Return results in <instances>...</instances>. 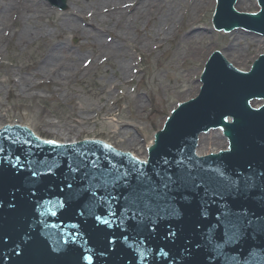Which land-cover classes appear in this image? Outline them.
I'll list each match as a JSON object with an SVG mask.
<instances>
[{
    "label": "water",
    "instance_id": "obj_1",
    "mask_svg": "<svg viewBox=\"0 0 264 264\" xmlns=\"http://www.w3.org/2000/svg\"><path fill=\"white\" fill-rule=\"evenodd\" d=\"M235 2L217 0L216 27L264 35V0L256 13H246L255 1L238 0L246 12ZM194 31L215 30L194 21L169 43ZM226 60L215 51L204 61L198 96L182 98L155 133L147 164L100 140L49 144L0 125V264H185L186 246H198L202 264H264V105H249L264 98V53L247 72ZM219 126L229 150L197 157L198 134ZM225 147L221 131H210L196 153ZM166 170L194 181L165 199L148 178L159 188Z\"/></svg>",
    "mask_w": 264,
    "mask_h": 264
},
{
    "label": "rangeland",
    "instance_id": "obj_2",
    "mask_svg": "<svg viewBox=\"0 0 264 264\" xmlns=\"http://www.w3.org/2000/svg\"><path fill=\"white\" fill-rule=\"evenodd\" d=\"M46 1L56 11H62L49 0ZM69 5L70 1L66 0V7ZM214 7L215 0L199 12L196 21L212 26L211 12ZM199 32H204V35L201 41V56L196 62L182 58L176 61L174 51L177 40L170 43L168 41L162 49H157L151 55L134 54L137 66L131 71L138 72L132 81L126 78L127 83L123 82L118 64L113 65L110 60L79 75L67 87L56 89L53 84H49L33 89V96L19 89L7 93L5 88L1 87L0 123L20 121L36 133L41 129L44 137L62 142L65 138L75 140L102 136L119 149H129L138 156L142 155L146 152L145 146L152 140L156 128L161 127L169 111L180 103L182 98L187 100L199 91V73L209 55L208 53L203 56L205 50L213 51L218 47L222 52L228 44V39L234 37L228 36L229 33L217 31H210L209 34L206 31ZM241 32L244 36L241 41L244 49L246 41L250 47L244 51V61L236 64L237 68L247 70L251 59H255L257 53L264 52V38L261 43H256L258 36L246 35L243 30ZM68 43L76 48L81 41L76 35H69ZM3 48L5 50L0 56V82H6V68H11L17 76L19 68L33 62L44 46L39 42L29 46H16L12 40L8 44L4 43ZM168 65L171 67H165ZM186 66H192L195 73L187 77V72H183ZM174 68L178 72L172 71ZM172 72L177 77L181 75V82L171 76ZM13 78L16 77L13 75ZM67 94L73 99H67ZM138 97L144 103L142 108L134 106ZM123 123L127 125L124 129L121 125ZM65 127H68V130H65ZM123 130L127 132L122 133ZM64 131L66 135L61 133Z\"/></svg>",
    "mask_w": 264,
    "mask_h": 264
},
{
    "label": "bare ground",
    "instance_id": "obj_3",
    "mask_svg": "<svg viewBox=\"0 0 264 264\" xmlns=\"http://www.w3.org/2000/svg\"><path fill=\"white\" fill-rule=\"evenodd\" d=\"M69 1L70 5L64 10L56 11L46 0H0V56L5 50L3 44L12 40L16 46H29L35 42L44 46L33 62L19 68L17 76L11 68H6L8 77L6 82H0V89L4 87L7 93L19 89L30 96L35 95L33 89L42 85L53 84L56 89H61L71 85L79 75L110 60L113 65L118 64L123 82L127 83L126 78L132 81L138 72L131 71L137 66L135 53L151 55L157 49H162L169 36H175L188 27L197 20L199 12L214 3V0ZM69 35H76L81 44L73 48L68 43ZM203 35L204 32L194 31L187 34L185 39L177 40L175 60L182 58L196 62L201 56ZM228 36L234 37L228 39L221 53L237 67L236 62L244 61V51L250 44L246 41L244 49L241 43L244 36L239 30ZM261 39L258 37L256 43H261ZM210 51L206 49L203 56ZM183 72H187V77L195 73L192 66H186ZM172 74L181 82V75L177 77L174 72ZM66 96L73 99L68 94ZM134 106L144 107L140 97ZM121 125L123 129L127 126L126 123ZM64 129L68 130V127ZM61 133L66 135L65 131ZM68 139L72 140H64ZM146 156V152H143L139 158L143 160Z\"/></svg>",
    "mask_w": 264,
    "mask_h": 264
},
{
    "label": "snow or ice",
    "instance_id": "obj_4",
    "mask_svg": "<svg viewBox=\"0 0 264 264\" xmlns=\"http://www.w3.org/2000/svg\"><path fill=\"white\" fill-rule=\"evenodd\" d=\"M47 143L49 144H54V141H48ZM137 163L140 164H147V161H138ZM165 163H168V161H165ZM179 163V162H177ZM131 171H137L138 170L133 167V169ZM130 173H124V175H129ZM159 175V174H157ZM145 176V173L143 172H138L137 174V180L140 183H143V178ZM120 177H117V179H119ZM149 179V183L152 184V191L153 192H159V189L162 188L163 191V197L166 199L167 198V194L169 192H173V191H178L180 189H186L189 186V182L190 181H194V177H192L190 174L188 175H182L181 173L177 172L175 174H172L170 172H168L167 170L165 171V174L163 176L160 177V185L159 188H157L156 184L154 181L151 180V178ZM193 187H195L196 185L193 183L192 184ZM133 192L136 191V188L133 187L132 189ZM170 207V205H169ZM171 214L175 215V209H171ZM204 215H207V212L204 213ZM97 219H99V217H97ZM104 223H108V221H103ZM232 225L230 224V222H224V228L225 231L227 232V229L229 227H231ZM170 235H175V233H170ZM62 238V234L61 237H58V239ZM66 242V241H65ZM185 252L187 253V256L185 258V264H202V260L198 251V246H186L185 247Z\"/></svg>",
    "mask_w": 264,
    "mask_h": 264
}]
</instances>
